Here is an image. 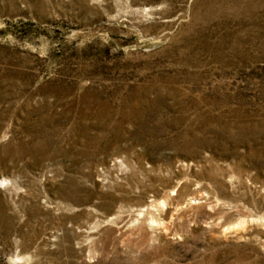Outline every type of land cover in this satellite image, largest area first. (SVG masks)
Here are the masks:
<instances>
[{
  "label": "rangeland",
  "instance_id": "374dc122",
  "mask_svg": "<svg viewBox=\"0 0 264 264\" xmlns=\"http://www.w3.org/2000/svg\"><path fill=\"white\" fill-rule=\"evenodd\" d=\"M0 264H264V0H0Z\"/></svg>",
  "mask_w": 264,
  "mask_h": 264
},
{
  "label": "bare ground",
  "instance_id": "6f19581e",
  "mask_svg": "<svg viewBox=\"0 0 264 264\" xmlns=\"http://www.w3.org/2000/svg\"><path fill=\"white\" fill-rule=\"evenodd\" d=\"M240 223H242V222H239L238 224H240Z\"/></svg>",
  "mask_w": 264,
  "mask_h": 264
}]
</instances>
